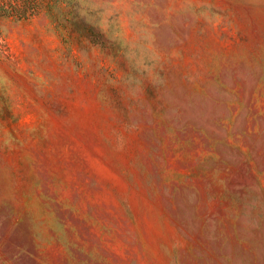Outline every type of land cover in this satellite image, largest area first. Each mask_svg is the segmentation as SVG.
Returning <instances> with one entry per match:
<instances>
[{
  "label": "rangeland",
  "instance_id": "1",
  "mask_svg": "<svg viewBox=\"0 0 264 264\" xmlns=\"http://www.w3.org/2000/svg\"><path fill=\"white\" fill-rule=\"evenodd\" d=\"M0 264H264V0H0Z\"/></svg>",
  "mask_w": 264,
  "mask_h": 264
},
{
  "label": "trees",
  "instance_id": "2",
  "mask_svg": "<svg viewBox=\"0 0 264 264\" xmlns=\"http://www.w3.org/2000/svg\"><path fill=\"white\" fill-rule=\"evenodd\" d=\"M31 10H32V9H30V7H29V12H28V10H24L23 13H24L25 15H27V14L31 15V14H32V12H30ZM3 11H5V10L2 9L1 12L7 14V12H3ZM33 11H35V9H34Z\"/></svg>",
  "mask_w": 264,
  "mask_h": 264
}]
</instances>
